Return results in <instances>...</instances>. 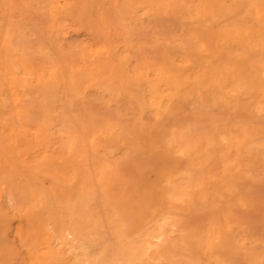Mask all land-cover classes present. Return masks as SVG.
Returning <instances> with one entry per match:
<instances>
[{"label": "snow or ice", "instance_id": "1", "mask_svg": "<svg viewBox=\"0 0 264 264\" xmlns=\"http://www.w3.org/2000/svg\"><path fill=\"white\" fill-rule=\"evenodd\" d=\"M0 12L22 92L0 122V264H264V0ZM74 30L91 44L67 48ZM37 82L39 108L25 95ZM17 208L26 237L8 229Z\"/></svg>", "mask_w": 264, "mask_h": 264}, {"label": "rangeland", "instance_id": "2", "mask_svg": "<svg viewBox=\"0 0 264 264\" xmlns=\"http://www.w3.org/2000/svg\"><path fill=\"white\" fill-rule=\"evenodd\" d=\"M0 2H5V0H0ZM6 2H13V0H6ZM14 2H24V0H14ZM44 2H49V0H44ZM51 2L55 3L54 0H51ZM61 4H82V3H90L95 2V0H60ZM111 2H118V3H124V0H111ZM179 3H201V2H215V0H177ZM0 16H2V12H0ZM69 17H71V12H69ZM67 19L65 22H67ZM0 23H2V20H0ZM64 41L67 42L66 46L67 48H72L78 45L83 44H91V41L89 39V34L84 33L81 31H69L65 33L62 37ZM49 43L55 47V37L49 36ZM91 48V47H89ZM92 53H94V49L91 48ZM0 62L4 64V54L2 50H0ZM5 71L3 70L2 66L0 65V75H3ZM0 86L2 84L0 83ZM2 88V87H0ZM22 94L21 90H18L17 95L20 96ZM25 95L27 96V103L30 105H37V108H39V105L42 102V99L45 95V90L40 87V85H35L33 87H29L26 90ZM7 99V95L3 92H0V120L3 121L5 116V110H4V104L5 100ZM120 147L122 145H116L115 151H119ZM55 148V146L53 147ZM168 179L172 180L174 184L177 185H183L187 181L184 179L181 171H176L173 173ZM8 201L5 192L2 188H0V228L4 225L3 220V214L8 211ZM102 207V205H101ZM189 215L197 216L201 209L199 206L194 205L192 208L186 210ZM254 219H255V232L256 236L258 238L259 232H260V221H259V210L256 209L253 213ZM29 214L26 210L21 211L19 208H17L15 211L12 212L9 220H8V229L12 237H17V235L20 236H27L29 231L32 228V223L30 221Z\"/></svg>", "mask_w": 264, "mask_h": 264}, {"label": "bare ground", "instance_id": "3", "mask_svg": "<svg viewBox=\"0 0 264 264\" xmlns=\"http://www.w3.org/2000/svg\"><path fill=\"white\" fill-rule=\"evenodd\" d=\"M54 1H55V3L61 4L60 0H54ZM125 2H130V0H124V3ZM112 3H114V2H112ZM116 3H118V2H116ZM81 46L82 45H78V46L72 47L70 49H79V48H81ZM79 54L85 55V56H90L93 53H92L91 48H88V50H87L86 53H79ZM0 65L2 66L3 70L5 71L4 64L0 62ZM0 83L2 84V86H0V87H2V88H0V92L5 93L7 95V99L11 101V104L12 105H14L15 104V101H16V97L18 96L17 95L18 90L20 88L18 87V85L16 84V82L13 81L10 77L6 78L5 77V73L3 75H0ZM36 85H39V83L37 82ZM0 122H2V121L0 120ZM54 146L55 145H53V147Z\"/></svg>", "mask_w": 264, "mask_h": 264}]
</instances>
